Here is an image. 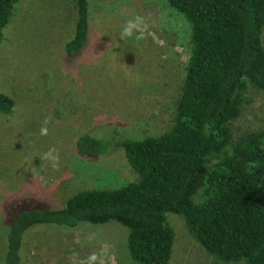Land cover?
I'll list each match as a JSON object with an SVG mask.
<instances>
[{
  "label": "rangeland",
  "instance_id": "1",
  "mask_svg": "<svg viewBox=\"0 0 264 264\" xmlns=\"http://www.w3.org/2000/svg\"><path fill=\"white\" fill-rule=\"evenodd\" d=\"M88 2V41L73 56L64 51L75 33L71 0H20L2 30L0 93L14 107L0 115V264H7L8 235L21 212L61 209L77 192L113 190L137 180L123 149L81 156L80 136L142 140L173 125L190 24L164 0ZM136 17L146 26L144 39L121 40L122 28ZM261 32L264 46V27ZM42 127L47 135H41ZM228 127L233 143L264 130V91L249 85L240 115ZM50 149L58 155V170L46 157ZM166 220L174 233L168 264H245L208 254L181 216L169 213ZM126 237L116 222L35 225L21 234L18 263L72 264L73 253L78 261L96 253L104 264H138L129 256Z\"/></svg>",
  "mask_w": 264,
  "mask_h": 264
},
{
  "label": "trees",
  "instance_id": "2",
  "mask_svg": "<svg viewBox=\"0 0 264 264\" xmlns=\"http://www.w3.org/2000/svg\"><path fill=\"white\" fill-rule=\"evenodd\" d=\"M20 0H0L2 30ZM75 33L68 56L88 41L89 2L71 0ZM190 24V51L173 125L157 137L102 142L82 135L76 151L99 157L123 149L137 180L113 190L77 192L57 210L21 212L8 235L7 264L18 263L21 234L35 225L73 228L116 222L138 264H168L181 216L193 239L224 262L264 264V130L232 142L248 86L264 91V0H164ZM14 101L0 93V115ZM202 191L201 200L194 197Z\"/></svg>",
  "mask_w": 264,
  "mask_h": 264
},
{
  "label": "clouds",
  "instance_id": "3",
  "mask_svg": "<svg viewBox=\"0 0 264 264\" xmlns=\"http://www.w3.org/2000/svg\"><path fill=\"white\" fill-rule=\"evenodd\" d=\"M146 26H143V21L140 17H136L135 19H130L126 22L124 27L121 30L120 33V39L123 41H127L128 39H131L135 37L136 41H140L144 39V30ZM136 33H139L136 35ZM41 135H47V128L42 127L41 128ZM54 149H50L49 153L46 154L47 156H51L52 158V167L53 169L58 170V155L52 156V153L54 152ZM77 254L73 253L72 257H70L72 264H97V261H99V264H104L103 259L96 253H93L90 255L86 261H78L76 259Z\"/></svg>",
  "mask_w": 264,
  "mask_h": 264
}]
</instances>
